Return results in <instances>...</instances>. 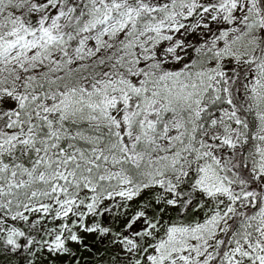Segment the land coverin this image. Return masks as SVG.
I'll list each match as a JSON object with an SVG mask.
<instances>
[{
    "label": "snow or ice",
    "instance_id": "6c2138e0",
    "mask_svg": "<svg viewBox=\"0 0 264 264\" xmlns=\"http://www.w3.org/2000/svg\"><path fill=\"white\" fill-rule=\"evenodd\" d=\"M0 264H264V0H0Z\"/></svg>",
    "mask_w": 264,
    "mask_h": 264
}]
</instances>
